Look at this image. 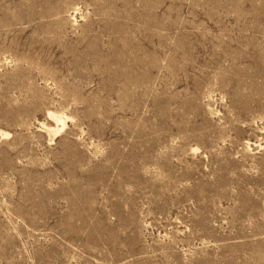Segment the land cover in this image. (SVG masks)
Returning a JSON list of instances; mask_svg holds the SVG:
<instances>
[{"label":"rangeland","instance_id":"1","mask_svg":"<svg viewBox=\"0 0 264 264\" xmlns=\"http://www.w3.org/2000/svg\"><path fill=\"white\" fill-rule=\"evenodd\" d=\"M0 264H264V0H0Z\"/></svg>","mask_w":264,"mask_h":264},{"label":"bare ground","instance_id":"2","mask_svg":"<svg viewBox=\"0 0 264 264\" xmlns=\"http://www.w3.org/2000/svg\"><path fill=\"white\" fill-rule=\"evenodd\" d=\"M51 116L56 120V121H61V119L55 115V114H51ZM64 123V122H63Z\"/></svg>","mask_w":264,"mask_h":264}]
</instances>
